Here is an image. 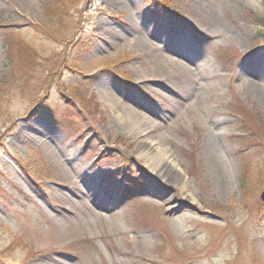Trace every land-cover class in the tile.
Wrapping results in <instances>:
<instances>
[{
  "label": "rangeland",
  "instance_id": "1",
  "mask_svg": "<svg viewBox=\"0 0 264 264\" xmlns=\"http://www.w3.org/2000/svg\"><path fill=\"white\" fill-rule=\"evenodd\" d=\"M155 5L0 0V264L264 262V147L237 129L243 112L264 123V0ZM11 29L41 56L26 88ZM149 144L170 151L169 176ZM130 162L147 172L132 186Z\"/></svg>",
  "mask_w": 264,
  "mask_h": 264
},
{
  "label": "trees",
  "instance_id": "2",
  "mask_svg": "<svg viewBox=\"0 0 264 264\" xmlns=\"http://www.w3.org/2000/svg\"><path fill=\"white\" fill-rule=\"evenodd\" d=\"M147 2L153 3L154 5L156 4L155 6H157V10L159 12L165 13V15L167 14V15L173 16V13H175L172 9V0H147ZM55 17L58 20L61 19V17L58 14L55 15ZM259 21L264 23V20H259ZM28 24H30L34 27L36 34H39L40 32H42V29L39 25L33 24L30 21ZM191 28L192 29H190V31L193 32V34H194L195 38L198 40V42L201 43L202 45L206 46L208 44L207 36L204 34H201L199 31L195 30L193 27H191ZM20 33H21V31H18L16 29H11L8 31L9 36L12 37V41L9 45H10L11 50L13 52H14V50H17L19 53L20 52L23 53L22 54L23 55L22 56V62H24V63L27 62L26 66L20 65V69L17 68V70L20 71L18 79L24 80L23 84H24V87L26 88L30 82L32 83V80L36 74L38 66L41 65L40 64L41 56L38 54L34 45L31 44L32 41L29 42V40H27L26 38L19 37L21 35ZM17 40H20L21 42L19 43V41H17ZM241 57H244V55H242ZM61 66H62V64H60V67ZM58 70H59V67L54 69L52 71V74L54 75ZM129 78L131 79L132 77L129 75ZM79 88L80 87H74L73 89H69V91L72 92L74 90L76 92V96H77L76 100L79 102L80 105L87 106V107L90 106V101L92 100L91 97H87L86 94L83 93V90H81ZM38 107L40 108V107H42V105L39 104ZM71 108L75 111L74 105H72ZM52 111L53 110L49 109L48 107H44L42 113L44 115H46L47 117H50L51 119L53 118V120L59 121L61 119L62 121L66 122L65 120L68 119V116H65V114L60 116V118H58L57 113L56 112L53 113ZM84 113L82 114L81 112L75 111V116H77L78 118L83 116L81 118V120H84L85 119ZM248 117H249L248 112H245V114H244V112H243V114L242 113H240V115L238 114L239 128H237V129L240 130L238 133V137H239L238 141L240 143L241 142H247L250 145V147L251 146L256 147V148L257 147H264V123H260L259 122L260 119H258V121H256V120L253 121V120L249 119ZM35 160L38 162L37 164L40 165L38 167V169H41V171H42L41 176H42V178H44V176H45L44 173H46V170L49 169V163L46 162L45 159H35ZM133 165L134 164L132 162H130V166H132V169L128 168V166H127L126 169L123 170L128 175V177H129L128 183L131 184V186L133 185L134 182H142V177L139 175L137 169L133 168V167H135ZM258 168L263 169L262 166H258ZM120 174L123 175V172L121 171ZM244 188H245V192H246L247 188L246 187H244ZM247 192H248V190H247ZM157 249L162 251L164 249V245L160 244ZM254 264H264V262H262V260L258 257V254L256 252L254 254Z\"/></svg>",
  "mask_w": 264,
  "mask_h": 264
},
{
  "label": "bare ground",
  "instance_id": "3",
  "mask_svg": "<svg viewBox=\"0 0 264 264\" xmlns=\"http://www.w3.org/2000/svg\"><path fill=\"white\" fill-rule=\"evenodd\" d=\"M23 4L26 7L30 6V4L27 2L26 3L23 2ZM157 71L159 72L157 75L158 78L166 75V73L164 72L165 70L163 68H159ZM157 81L155 83H157ZM118 117L122 121L124 119H127L123 115V113H118ZM141 153H142V155L149 157L151 159V163H153V165H157L155 167H157V169L159 170V172L162 173V175H168L172 171V166H171L172 155H171L169 150H166L165 148H161L158 145L154 146L153 144H149L145 149L141 150ZM176 174H177V177L179 179H181V180L183 179L182 173L179 170L176 172Z\"/></svg>",
  "mask_w": 264,
  "mask_h": 264
},
{
  "label": "water",
  "instance_id": "4",
  "mask_svg": "<svg viewBox=\"0 0 264 264\" xmlns=\"http://www.w3.org/2000/svg\"><path fill=\"white\" fill-rule=\"evenodd\" d=\"M137 169L139 170L140 175H141L142 177H145V175H147V174H146L147 172H146L145 170H143L141 166L138 165ZM261 197H262V199L264 200V191L262 192Z\"/></svg>",
  "mask_w": 264,
  "mask_h": 264
}]
</instances>
